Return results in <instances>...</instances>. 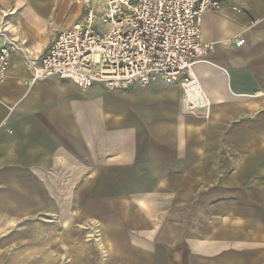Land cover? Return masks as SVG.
Masks as SVG:
<instances>
[{
    "label": "crops",
    "instance_id": "0c3cea01",
    "mask_svg": "<svg viewBox=\"0 0 264 264\" xmlns=\"http://www.w3.org/2000/svg\"><path fill=\"white\" fill-rule=\"evenodd\" d=\"M204 14L196 106L161 81L30 83L106 0H0V264H264V0ZM244 38V46H234Z\"/></svg>",
    "mask_w": 264,
    "mask_h": 264
},
{
    "label": "built area",
    "instance_id": "2783aa9c",
    "mask_svg": "<svg viewBox=\"0 0 264 264\" xmlns=\"http://www.w3.org/2000/svg\"><path fill=\"white\" fill-rule=\"evenodd\" d=\"M219 8V0H106L103 10L86 8L81 21L58 33L42 58L22 52L14 40L1 46L0 84L11 56L22 52L30 83L59 78L81 91H126L161 81L180 85L196 106L193 68L213 48L202 41V19ZM244 44L234 39L235 47Z\"/></svg>",
    "mask_w": 264,
    "mask_h": 264
}]
</instances>
